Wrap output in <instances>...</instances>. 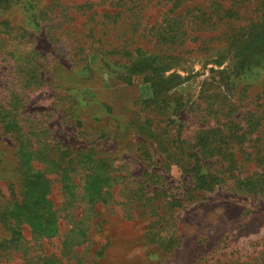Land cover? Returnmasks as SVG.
I'll return each mask as SVG.
<instances>
[{"label": "rangeland", "instance_id": "rangeland-1", "mask_svg": "<svg viewBox=\"0 0 264 264\" xmlns=\"http://www.w3.org/2000/svg\"><path fill=\"white\" fill-rule=\"evenodd\" d=\"M263 17L264 0H0V215L15 205L30 238L5 245L0 220V264H264V56L214 64ZM85 101L125 114L91 130ZM33 155L97 160L82 199L26 172Z\"/></svg>", "mask_w": 264, "mask_h": 264}, {"label": "trees", "instance_id": "trees-1", "mask_svg": "<svg viewBox=\"0 0 264 264\" xmlns=\"http://www.w3.org/2000/svg\"><path fill=\"white\" fill-rule=\"evenodd\" d=\"M250 25L252 27L250 28L248 42L246 40L244 44L235 45V46H233L234 43L233 42L231 47L225 50L226 51L225 53L220 54L216 58V60L214 61L215 65L221 66L228 54L230 55L231 58L237 60V61L235 60L234 63L236 71L238 66L242 68L245 65L247 66L253 63L261 62V58L264 56V17L257 22H252ZM238 42L239 41H237V43ZM223 72H225L224 68L218 69L219 74ZM262 105H264V99ZM18 129L20 131V127ZM21 133L22 132L20 131V134ZM31 147L33 148L34 153H36L38 150V146L31 144ZM34 160L36 165L32 163ZM96 161L97 160L95 159L85 161V158L74 160L69 157L62 159L61 161L53 162L49 159L46 160L44 156L36 157L35 155H33L32 158L26 161V163L29 164V170H27L26 172H28L29 174L32 172L40 173L41 168L44 165L46 169H50L53 173H56L55 175H57V177H55L54 180L56 179L59 182L60 185L59 187L61 188V190L63 189V192L66 193V196L69 197L68 198L69 203L72 204L73 202L82 199V196L77 192L76 187L80 184L81 180H83L85 184L87 178L93 175L94 172L92 169L94 166H92L91 164ZM80 164H82L81 167L77 168V166ZM51 181L52 180H50V178L47 177L45 178L46 189H48L49 185L51 184ZM56 212H58V209L52 208L51 213L54 214ZM23 216L24 215H22L19 212V210L17 209V207H15V205H12L10 209L5 210L3 214L0 215V220L2 225L7 230L10 231V235H11L10 240L7 243H5V245L9 243L10 247L17 248L19 242L25 245L26 244L25 242H28L30 240V238L27 237L24 232V227H25L24 225L26 220L23 219ZM44 227L45 225L41 227L43 232L42 234L44 236H47V238L57 235L60 231V225L57 220L52 224V229L54 230L53 235H47V233L43 231ZM83 233L85 234V232ZM86 242H88V240L84 237V239L82 240V244ZM78 246L79 245H77V247L74 250H72V255L75 258L77 257L83 259L89 257L88 254H85L88 248V244H85L81 249ZM0 250H3V248ZM63 262L64 264H69L67 260Z\"/></svg>", "mask_w": 264, "mask_h": 264}, {"label": "crops", "instance_id": "crops-1", "mask_svg": "<svg viewBox=\"0 0 264 264\" xmlns=\"http://www.w3.org/2000/svg\"><path fill=\"white\" fill-rule=\"evenodd\" d=\"M69 72V74H67L68 77H70L73 73V71H69V70H66ZM61 73H64V72H61ZM71 74V75H70ZM60 75H63V74H60ZM71 79H73L74 81L75 80H78L79 79V76H75L73 74V76L71 77ZM89 88H86V90L84 91V96H86V93H88V90ZM91 99H89L90 101ZM92 102V103H91ZM90 102V105H89V102L86 103V101L84 103H82L80 105V108L77 110V112L75 113L76 115V119L77 121H79V124H81L82 126L85 125L84 121H90L91 124L90 125H85V126H88L87 128L93 130V129H97V127H101L103 129H105V131L107 129H111V124L112 123H115L116 121V117L119 116V119L121 118V116H123L125 113H121L118 110H111V109H108L105 111V109L102 107V105L99 103V102H96L94 104L93 101ZM92 105V106H91ZM106 115L107 116V119L105 118L104 120H106V122H102V117L101 115ZM96 117V118H95ZM102 118V119H101ZM118 122V120L116 121Z\"/></svg>", "mask_w": 264, "mask_h": 264}]
</instances>
